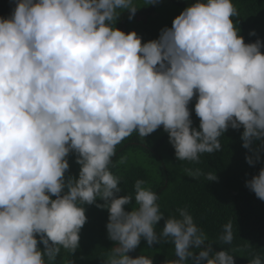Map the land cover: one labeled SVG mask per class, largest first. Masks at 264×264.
<instances>
[{"label": "clouds", "instance_id": "clouds-1", "mask_svg": "<svg viewBox=\"0 0 264 264\" xmlns=\"http://www.w3.org/2000/svg\"><path fill=\"white\" fill-rule=\"evenodd\" d=\"M188 3L170 28L142 42L116 27L126 22L122 13L134 17L135 0H10L11 15L0 17V264H76L86 205L109 213L106 231L115 246L103 264H154L129 255L142 239L149 248L174 245L168 264H235L228 250L214 252L206 243L187 208L165 218L158 194L142 179L134 197L120 196L121 178L110 170L125 139L136 133L144 140L161 127L178 161L198 163L220 150L229 128H243L247 163L261 160L264 41L245 43L232 0ZM70 153L78 178L66 176ZM246 187L264 201V168ZM133 199L138 207L126 210ZM233 239L228 221L219 240ZM248 264H264V256Z\"/></svg>", "mask_w": 264, "mask_h": 264}, {"label": "trees", "instance_id": "trees-1", "mask_svg": "<svg viewBox=\"0 0 264 264\" xmlns=\"http://www.w3.org/2000/svg\"><path fill=\"white\" fill-rule=\"evenodd\" d=\"M190 0H159L154 6L145 0H136L138 11L129 20L128 13L124 25L117 21L116 27L129 33L135 31L142 42L155 40L160 31L172 26V21L180 10L186 8ZM238 10L233 22L245 43H254L257 39L264 41V0H232ZM13 8L10 0H0V17L7 18ZM142 20L137 21L138 18ZM255 32V35L250 33ZM264 53V48L261 49ZM195 99L189 105L192 112L193 127L199 129V118L195 115ZM243 128L229 130L220 137L221 149L212 154H202L199 162L178 161L175 150L169 143L168 134L161 127L144 140L133 133L117 146L116 156L110 170L121 178L120 196L133 195L134 184L138 179L146 181V186L158 194L157 203L165 218L176 215L178 208H187L194 222L207 235L214 252L222 249L234 256L235 264H248L256 254L264 256V201L246 187V182L258 175L264 168V153L261 160L249 165L246 157L251 155L242 144ZM126 163L120 164L121 158ZM69 171L66 176L78 178L80 166L76 164V155L70 153ZM185 169H199L202 173H213L217 179L207 181L204 176L198 179L190 177ZM55 198V197H53ZM102 204L103 201H97ZM138 207L133 199L126 210ZM87 222L80 232V246L76 250V264H103L110 250L115 246L108 239L106 224L108 211L95 205H86ZM233 223L234 239L231 245L220 242L219 236L223 225ZM164 226L161 220L156 231L159 233ZM43 249V245H40ZM198 251V250H196ZM133 258L144 255L153 259L154 264H168L176 259L174 245L161 242L147 246L141 240L140 245L129 253ZM60 262L59 264H61Z\"/></svg>", "mask_w": 264, "mask_h": 264}, {"label": "rangeland", "instance_id": "rangeland-1", "mask_svg": "<svg viewBox=\"0 0 264 264\" xmlns=\"http://www.w3.org/2000/svg\"><path fill=\"white\" fill-rule=\"evenodd\" d=\"M136 1V0H135Z\"/></svg>", "mask_w": 264, "mask_h": 264}]
</instances>
